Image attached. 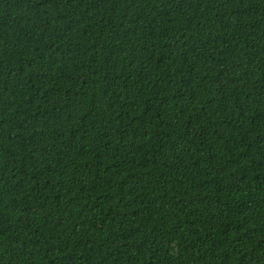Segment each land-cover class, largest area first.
Wrapping results in <instances>:
<instances>
[{"label": "trees", "instance_id": "trees-1", "mask_svg": "<svg viewBox=\"0 0 264 264\" xmlns=\"http://www.w3.org/2000/svg\"><path fill=\"white\" fill-rule=\"evenodd\" d=\"M0 264H264V0H0Z\"/></svg>", "mask_w": 264, "mask_h": 264}]
</instances>
